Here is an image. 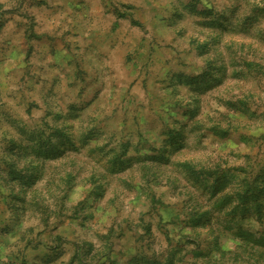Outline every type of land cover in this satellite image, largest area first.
Instances as JSON below:
<instances>
[{
  "label": "rangeland",
  "instance_id": "obj_1",
  "mask_svg": "<svg viewBox=\"0 0 264 264\" xmlns=\"http://www.w3.org/2000/svg\"><path fill=\"white\" fill-rule=\"evenodd\" d=\"M58 1L0 2V264H264V0Z\"/></svg>",
  "mask_w": 264,
  "mask_h": 264
},
{
  "label": "crops",
  "instance_id": "obj_2",
  "mask_svg": "<svg viewBox=\"0 0 264 264\" xmlns=\"http://www.w3.org/2000/svg\"><path fill=\"white\" fill-rule=\"evenodd\" d=\"M5 0H0V2H4ZM83 3L81 0H59L58 3L53 5H47L44 8H37L35 7L33 10L34 18L36 21V18L42 17L46 19V29H49L50 27L53 28L52 23L58 22L60 31H64L67 33L68 31L72 33V35L77 39V41H80L82 44L84 43V37L86 32H88L89 23L86 24V21L84 20V14L79 13V6ZM77 5V15L73 14L71 10L75 9ZM53 6V7H52ZM58 8H57V7ZM64 10H67V13L64 12ZM79 13V14H78ZM81 16V18H79ZM14 19V18H13ZM11 20V22L13 21ZM47 23H51V25H48ZM37 25V24H36ZM35 25V29L39 28L40 30L43 29V27H38ZM88 25V26H86ZM93 28V26H91ZM57 28V27H56ZM4 29L2 28V32ZM83 36V38H80L79 36ZM20 39V38H19ZM12 43H18V45H22V47L25 46V42L23 41V44L21 43V40H18L15 42V40L11 41ZM25 43V44H24ZM1 46V45H0ZM2 49L0 48V52ZM0 68H2L0 66Z\"/></svg>",
  "mask_w": 264,
  "mask_h": 264
}]
</instances>
